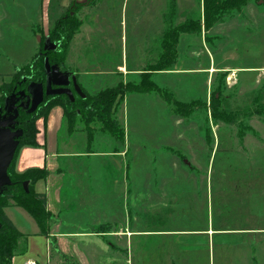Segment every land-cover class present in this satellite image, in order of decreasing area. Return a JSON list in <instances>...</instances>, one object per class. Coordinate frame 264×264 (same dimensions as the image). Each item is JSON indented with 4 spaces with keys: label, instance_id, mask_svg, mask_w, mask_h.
<instances>
[{
    "label": "rangeland",
    "instance_id": "obj_1",
    "mask_svg": "<svg viewBox=\"0 0 264 264\" xmlns=\"http://www.w3.org/2000/svg\"><path fill=\"white\" fill-rule=\"evenodd\" d=\"M24 1L12 3L14 9L29 5L12 20L13 44L24 38L26 23L40 18V12L32 9L38 1ZM174 1L172 11L170 0H96L86 10L87 0L47 3L46 33L66 15L82 19L84 27L102 26L109 39L101 41L97 33L93 41L77 49L74 60L117 62L123 49L124 70L129 72L125 78L130 84L147 80L144 73L163 63L168 23L177 26L199 19L201 26L195 33L178 36L182 37L168 71L149 75L158 91L135 93L122 105L119 122L135 183L128 200H120L115 209L124 223H128L129 212L130 222L93 228L100 238L78 243L87 255L81 262L58 252L53 243L47 250L43 238L36 236L31 244L38 243V248L15 255L11 264L28 259L34 261L27 263L34 264H264V232L256 233L264 230V0H251L240 10L225 13L208 30L203 26V0ZM169 11L171 18H166ZM5 26L6 21L0 23V28ZM39 27H34V42L48 41L38 54L52 52L54 44ZM11 48L12 52L5 47L0 52V59L5 60H0V74L14 71L6 57L14 53V64L23 65L33 51L28 43ZM46 66L45 93L48 97L63 94L73 102L77 93L68 75L61 86L69 88L60 89L53 83L52 71L64 73L66 68L59 63ZM3 83L12 86L9 92L0 89V119H7L3 117L5 104L8 108L26 105L23 94L29 83L25 85L22 77H2L0 87ZM118 84L114 87L120 90ZM176 103L181 106L176 108ZM34 113L19 109L17 119ZM93 118L86 125L96 134L90 150L113 149V145L107 148L97 142L102 132L109 140L112 136ZM183 172L186 177L181 176ZM25 216L32 224L30 229H38ZM207 228L218 231L209 239L178 232Z\"/></svg>",
    "mask_w": 264,
    "mask_h": 264
},
{
    "label": "crops",
    "instance_id": "obj_2",
    "mask_svg": "<svg viewBox=\"0 0 264 264\" xmlns=\"http://www.w3.org/2000/svg\"><path fill=\"white\" fill-rule=\"evenodd\" d=\"M14 1L17 2V0H0V23L6 21L5 28H0V46L2 47L0 48V52H5L6 48H9V52H12L10 51L11 47L17 49L28 43L33 51H31L23 65L14 64V53L6 57L7 63L10 62L13 64L12 67L14 66V69H19L30 63L38 55L40 49L47 45V39L42 42V46L40 45L41 41L36 42L35 40L34 42V36H37V34H34V27L39 24V29L43 31L44 36L48 34L46 33L47 19L44 10L49 0H35L36 2L38 1V4L32 9L40 12V18L38 20L32 19L29 23H26L25 36L17 44H13L11 40L14 34V21L12 20L25 6L29 8V5L21 4L18 5L20 10L17 7L14 9L12 6V3L14 5ZM82 1L86 2V0H76L77 3ZM24 2L28 4V0ZM89 7L91 6L87 5L84 8L86 10ZM15 11L16 13L13 14ZM28 14L29 12L26 11V18ZM80 21L81 26L77 33L72 36L67 53L61 64L66 68V71L64 73L52 71L53 83L57 84L60 89H67V86L61 85L64 84L62 79L67 78L66 76L68 75L69 78L67 79L73 85L75 93L80 96H85V94L94 95L103 89L113 88L120 82L126 83L128 80L125 77L129 72L124 70L126 59H124L123 49L117 62L91 61V59L77 60L78 62H76L74 60L76 58L75 55L78 53L77 49L83 46L84 43L93 41V36L97 33L101 35V41L109 39V36L104 35L105 31L102 26L84 27L83 20L80 19ZM181 37L178 39V45ZM37 44H39V47H37ZM0 60L5 61L3 58ZM13 73L14 71L8 74H0V78H8L7 76ZM113 77L116 79H113ZM153 78L156 80L155 76ZM96 86L98 87L96 88ZM35 88L36 86L33 87V89ZM92 90H94L92 94L90 92L86 93ZM133 94L135 93L127 94L120 104L114 107V117L119 124V117L123 112L122 105ZM38 96H41L40 92H37V98ZM42 96H44V93H42ZM154 100L158 103H164L160 98H156L155 96ZM72 120L73 123H70L65 118L64 110L60 106L53 107L49 111L46 120L42 118L37 119L35 121L37 130L36 145L25 146L18 151L15 161V171L18 173H22L27 169H45L47 171L46 179L37 181L34 184L35 192L45 195L46 208L52 216V220L49 223L48 237H41L46 243L47 250L51 241H53L54 248L58 252L81 262L80 260L86 259L87 255L82 251L78 243L89 244L93 243L95 238H100V235L92 230L93 228L108 223L126 226L130 222L129 212L128 223H124L125 218L118 215L115 204L120 200H128V192L130 191L131 184L134 185L135 178L133 177V170L126 160L129 157V149L126 151L125 132L124 140L121 143L113 137L109 140L106 138V133L104 132L100 133L101 135L98 136L100 138L96 139L97 142L107 144V148L109 144L113 145V149L95 152L90 150V146L95 142L94 135L96 134H93V131H88L84 121L81 120L78 114ZM114 145L116 146L114 147ZM130 162L131 164L133 163L132 160ZM130 171L131 173H129ZM184 174L186 173L183 172L181 176H185ZM23 187L26 188V183H24ZM4 213L16 229L27 236L26 251L31 252V249L38 248V243L32 242L33 244H31V240L39 236V231L33 227V229H30V225L32 226V224L29 220H26L27 216L25 215L27 213L23 209L14 206L5 208ZM217 231L207 228L178 232L189 236H205L209 239ZM260 232H264V230L256 231V233ZM132 233L136 235L138 232ZM162 233H168V231ZM27 261L34 260H23L20 263L26 264ZM83 263L88 264L85 261Z\"/></svg>",
    "mask_w": 264,
    "mask_h": 264
},
{
    "label": "trees",
    "instance_id": "obj_3",
    "mask_svg": "<svg viewBox=\"0 0 264 264\" xmlns=\"http://www.w3.org/2000/svg\"><path fill=\"white\" fill-rule=\"evenodd\" d=\"M96 0H87L88 5H94ZM251 0H203V26L205 30L210 29L216 22L223 19V15L229 11L240 10ZM258 2L259 0H254ZM174 0H170V11L174 10ZM166 14V18L170 15ZM75 16V15H74ZM76 17V16H75ZM165 19V17L163 16ZM81 21L66 15L62 21L56 23L48 31V36L54 50L52 52L36 55L30 63L24 65L19 69H14V73L7 77L13 78L22 77L24 84L30 82L42 83L45 89V63L47 64H62L67 53L69 42L74 34L77 33ZM201 26L200 20H188L177 26L167 24L164 32V44L162 47V61L163 63L154 64L152 69L144 73L146 79H141L139 83H119L121 89L116 87L103 89L97 94H85L84 98H80L74 94V100L71 102L66 95L49 96L44 91L43 101L38 107L37 111L31 117H21L20 130L22 135L17 139L13 158L7 170V174L11 181V186L6 187L0 195V264H11V260L15 255H23L26 252V235L20 233L12 222L7 218L4 209L7 207H19L23 209L36 223L38 227V235L48 237L49 223L52 220L51 214L46 208V198L44 194H38L34 190V184L37 181L45 180L47 171L45 169H27L22 173L15 171V161L18 151L25 146L36 145V127L35 121L39 118L47 119L49 111L55 107L60 106L64 110L65 118L73 123L75 117V110H78L81 120L87 125L95 117L100 121L101 129L107 132L118 142H123L124 131L117 120L114 118V107L118 105L127 94H146L152 91H158L149 79L151 73L168 71L170 64L174 60V52L176 51V44L180 34H192L199 30ZM42 41L40 45L42 46ZM42 52V49L40 50ZM176 53V52H175ZM69 86V85H68ZM69 88V87H66ZM0 89L9 92L12 86L8 83H3ZM152 90V91H151ZM119 102V103H118ZM118 103V104H117ZM168 103V102H167ZM180 104H175V107H180ZM88 129V126H86ZM90 131V130H88ZM26 183V188L23 187ZM53 243V241H51ZM20 252V253H19ZM19 253V254H17Z\"/></svg>",
    "mask_w": 264,
    "mask_h": 264
},
{
    "label": "water",
    "instance_id": "obj_4",
    "mask_svg": "<svg viewBox=\"0 0 264 264\" xmlns=\"http://www.w3.org/2000/svg\"><path fill=\"white\" fill-rule=\"evenodd\" d=\"M48 48L47 50H49ZM45 63V80L48 81V69H47V58L44 60ZM46 84V83H45ZM36 86L35 89L33 87ZM47 87V84L45 85ZM45 87V89H46ZM37 92H40L41 96L37 98ZM42 93H44V88L42 83L30 82L25 93L23 94L26 99V105L20 103L19 105H14L12 108H8L5 104L4 107V118L7 115V119H0V195L3 193L6 187L11 186L10 178L7 174V170L11 164L13 158V151L17 143V139L22 135V130H15L17 124L18 111L19 109L25 110L27 113L31 114L37 110L38 106L43 100ZM30 107V108H29Z\"/></svg>",
    "mask_w": 264,
    "mask_h": 264
},
{
    "label": "flooded vegetation",
    "instance_id": "obj_5",
    "mask_svg": "<svg viewBox=\"0 0 264 264\" xmlns=\"http://www.w3.org/2000/svg\"><path fill=\"white\" fill-rule=\"evenodd\" d=\"M19 101H20V100H19ZM38 107H39V106H38ZM20 122H21V121H18V119H17V124H16V126H15V129H16V128H20Z\"/></svg>",
    "mask_w": 264,
    "mask_h": 264
},
{
    "label": "built area",
    "instance_id": "obj_6",
    "mask_svg": "<svg viewBox=\"0 0 264 264\" xmlns=\"http://www.w3.org/2000/svg\"><path fill=\"white\" fill-rule=\"evenodd\" d=\"M27 264H34V263L32 262V263H27Z\"/></svg>",
    "mask_w": 264,
    "mask_h": 264
}]
</instances>
